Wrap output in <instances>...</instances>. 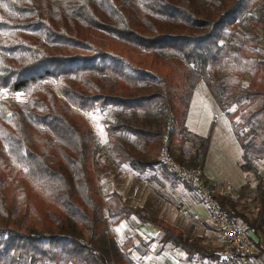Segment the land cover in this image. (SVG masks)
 <instances>
[{
	"label": "trees",
	"instance_id": "16d2710c",
	"mask_svg": "<svg viewBox=\"0 0 264 264\" xmlns=\"http://www.w3.org/2000/svg\"><path fill=\"white\" fill-rule=\"evenodd\" d=\"M263 20L264 0H0V264H133L132 238L113 228L130 215L187 259L216 257L117 189L102 192L108 165L87 114L105 117L103 147L120 165L162 162L167 134L176 160L203 171L210 134L185 123L199 80L252 175L236 197L256 190L264 218ZM219 201L235 221L232 194Z\"/></svg>",
	"mask_w": 264,
	"mask_h": 264
},
{
	"label": "crops",
	"instance_id": "0c3cea01",
	"mask_svg": "<svg viewBox=\"0 0 264 264\" xmlns=\"http://www.w3.org/2000/svg\"><path fill=\"white\" fill-rule=\"evenodd\" d=\"M185 123L189 130L199 135L208 132L210 134L203 167L205 178L212 180L226 177L234 186L231 194L235 202L232 208L236 215L235 221L245 229L247 238L254 245L253 252L242 264H264V218L259 215L261 197L257 191L236 197V190L249 177V173L239 165L242 147L229 117L220 108L204 80H199L194 86ZM127 138L129 142L134 140V137ZM111 156L118 166H127L128 173L135 178L141 176L155 179L136 180L131 187L132 190L139 192L136 194L139 204L156 205L157 208L153 209L147 204L151 208L150 211L147 207L148 212L159 217L164 215L162 219L177 225L186 235L201 237L202 244L217 254L213 258L206 256L202 259H187L181 246L164 241L163 234L153 229L154 224L149 222L154 225L151 227L146 224L148 221H141L133 224L132 232L125 236V238L130 236L133 241L134 246L129 251L133 264H217L218 250L223 242L199 195L179 178L180 181L174 179V174L161 165L154 163L142 166L120 165L115 158L116 155L112 153ZM164 189L168 191L166 194L162 192ZM169 201L173 207L167 204ZM125 218H120L115 226ZM184 223L187 224L185 227Z\"/></svg>",
	"mask_w": 264,
	"mask_h": 264
},
{
	"label": "built area",
	"instance_id": "2783aa9c",
	"mask_svg": "<svg viewBox=\"0 0 264 264\" xmlns=\"http://www.w3.org/2000/svg\"><path fill=\"white\" fill-rule=\"evenodd\" d=\"M158 158L205 203L209 217L223 242L218 250L217 264H242L253 252L254 245L247 238L245 229L220 204L219 196L230 194L234 190L230 179L219 177L208 180L199 167L187 166L176 160L170 151L167 134L163 137Z\"/></svg>",
	"mask_w": 264,
	"mask_h": 264
},
{
	"label": "rangeland",
	"instance_id": "374dc122",
	"mask_svg": "<svg viewBox=\"0 0 264 264\" xmlns=\"http://www.w3.org/2000/svg\"><path fill=\"white\" fill-rule=\"evenodd\" d=\"M259 31H260V42H259V45H260V48L264 52V20L259 23ZM245 79H247V77H245ZM87 114H88V116H89V118L91 120L92 126L94 128V132H95V140H94L95 146L98 149L100 148V150L98 152H96V154H95V159L100 161L101 163H106V165H108L107 166L108 168L106 169L108 171V175L105 176V177H102V178H98L99 184L103 187L102 192L105 195H107L111 190L117 189L118 191H120L123 194V196L125 197V199L128 202L133 203V204L138 203L139 200L137 199V196H136L138 191L132 190L131 187L134 185L136 180L142 181L144 178H146V180H148V181H154L155 179L150 178V177H141V176H139L138 178H135V176H132V175H130L128 173L129 171L127 169V166H123V165L118 166L117 164H115L116 160L109 153H107L106 150L104 149L105 147H103V143L107 139V137H106V129L104 128V124H103V120H104L105 117L103 116L102 113L100 114L99 111H95L93 113L88 112ZM191 133L198 134V133L193 132V131H191ZM158 155H159V153H158ZM158 155H157V157H158ZM149 157L151 159V157H153V155L150 154ZM163 164H164L163 162H154V165H161L162 167H164L165 164L164 165ZM166 168H167V166H166ZM174 175H173L174 179H176L177 181H180L178 179V177L176 175L175 176ZM249 176L251 177L252 175L249 174ZM167 180L170 181V179H167ZM166 190L167 189H164L162 192L163 193L165 192V194H166V192H168ZM252 192L256 193V190L252 191ZM138 194H139V192H138ZM147 204H149V203L144 204V206H146L147 211H149V210L151 211V208L149 206H151L153 209L157 208L156 205L149 204V206H148ZM167 204L170 205V207H173L171 201H169ZM147 207L149 208V210H148ZM163 216L164 215H161L159 217L157 215L156 217H158L159 220L160 219L164 220V219H162ZM137 222H141V221L136 216L133 215L131 218L126 217L125 220L120 221L117 224V226H115V224H113V228L116 231L118 239L120 241H122V239H124L126 235H129V233L132 232L133 224H135ZM168 223L173 224L171 222H168ZM146 224H148L151 227L154 226V225L150 224L149 222H147ZM186 225L187 224L184 223V227ZM153 229L157 230L159 234H161V233L163 234V231L160 228H156V225H155V227H153ZM180 231L184 234L183 230L180 229ZM184 235H186V234H184ZM162 237H163L164 241L166 240V241L170 242V240L165 239L164 236H162ZM191 237H194V236H191ZM197 237H199V236H197ZM199 239L201 241V237H199Z\"/></svg>",
	"mask_w": 264,
	"mask_h": 264
}]
</instances>
